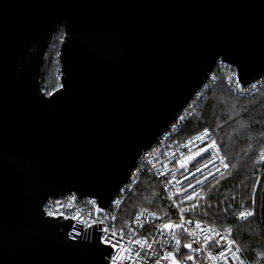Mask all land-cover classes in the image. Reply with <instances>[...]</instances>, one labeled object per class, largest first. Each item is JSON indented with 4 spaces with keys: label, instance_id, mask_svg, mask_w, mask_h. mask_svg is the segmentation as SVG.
<instances>
[{
    "label": "water",
    "instance_id": "water-1",
    "mask_svg": "<svg viewBox=\"0 0 264 264\" xmlns=\"http://www.w3.org/2000/svg\"><path fill=\"white\" fill-rule=\"evenodd\" d=\"M62 26L60 86H40ZM264 75V0H0V264H107L48 197L106 207L217 61ZM258 220L264 235V176Z\"/></svg>",
    "mask_w": 264,
    "mask_h": 264
},
{
    "label": "built area",
    "instance_id": "built-area-1",
    "mask_svg": "<svg viewBox=\"0 0 264 264\" xmlns=\"http://www.w3.org/2000/svg\"><path fill=\"white\" fill-rule=\"evenodd\" d=\"M217 72H222L225 75L226 84L231 88L233 93L237 95L253 94L259 87L264 85V75L243 84L239 81L236 69L233 65L225 61H217L204 82L194 92L191 99L184 104L181 110L170 121L166 129L155 138L154 142L147 149L141 152L128 177L118 186L105 208L101 207L98 200L92 196L78 197L74 193L48 197L44 201L43 210L46 215L60 217L62 219H71L70 226L66 232L68 239H89L94 231H98L100 241L110 247L107 264H112V257L120 252V246L127 247L132 253L131 260L121 261L120 264H155L156 260L161 258L165 252L175 251V240L172 239L169 231L162 230L160 225L169 222L174 224L181 223V213L179 211V208H182L181 202L187 200L186 197L191 195L194 191L198 193L206 182L221 175L226 170L224 165L227 164V162L218 147L213 130L207 128L208 135L202 140H193L192 143H189L190 138L197 136L205 129L192 134L183 141L174 139L180 127L192 114L197 100L204 95L206 88L213 82ZM253 85H255V87H253ZM182 116L185 117V119L181 120L180 117ZM213 142H215L216 148L211 147ZM201 149H207V151L196 156L194 160L187 161L185 167H180V161H186L188 156L195 155ZM262 151H264V147ZM221 158H224L223 163H221ZM204 164H207V167H202ZM198 167L201 168V171H196ZM142 171H147L157 181L174 208V215L166 218H159L151 208L139 206L130 219L117 223L116 219H113V217H116L123 198L138 181ZM257 173H264V163H258ZM198 180L202 181V183L198 184ZM190 185L192 187H190ZM117 201H120V203L117 204ZM143 209H147V212H143L141 215V223L144 226L139 227L136 222V217L141 214ZM245 210L254 211L251 208H246L242 211ZM49 212L53 214L49 215ZM239 212L233 215L235 223L246 221L236 218ZM148 213H154L155 215H149ZM74 216H78V218L74 219ZM253 216L248 217V219ZM183 217L184 221H192V223H185L184 227L196 232V235L195 237H191L180 228L173 229L177 238L181 241L180 250L176 253L177 259H183L187 255H193L194 261L185 260L184 264H212V261L207 259V253L211 251L215 255L221 249L215 246H210L208 248L202 247L205 234L196 229V221H201V226L203 228L212 227L221 231L222 234L225 228H221L199 218L187 216L185 212L183 213ZM105 229H107V231H105ZM120 230H122V232ZM113 233L117 234L113 235ZM121 236L123 238H121ZM145 238L147 239V243L151 245L150 248L145 246L141 249L136 244L128 243L130 240H142ZM229 238L233 239L232 236ZM187 243H192V247L198 249V251L190 252L188 249L184 248L183 245ZM224 246L225 245L222 243L221 247ZM136 252H140L139 257L135 255ZM235 255L240 258L243 264H264V253L254 259L244 257L241 251L235 253ZM240 261H237L230 255L228 264H240ZM161 264H169V262L161 259Z\"/></svg>",
    "mask_w": 264,
    "mask_h": 264
},
{
    "label": "trees",
    "instance_id": "trees-1",
    "mask_svg": "<svg viewBox=\"0 0 264 264\" xmlns=\"http://www.w3.org/2000/svg\"><path fill=\"white\" fill-rule=\"evenodd\" d=\"M63 37L64 28L60 26L53 33L43 56L40 86L46 95L60 86L58 56ZM207 128L214 131L228 167L200 188L198 198L183 200L181 206L186 209L187 216L221 228L231 227V236L242 255L254 259L264 253V235L258 220L259 186L264 173H257V161L264 147V85L253 94L237 95L226 84L225 75L217 72L174 139L183 141ZM193 205H196L194 209ZM139 206L151 208L159 218L174 215L171 203L147 171L140 173L138 181L126 193L116 214V222L130 219ZM246 208L253 209L254 216L235 223L234 213Z\"/></svg>",
    "mask_w": 264,
    "mask_h": 264
},
{
    "label": "snow or ice",
    "instance_id": "snow-or-ice-1",
    "mask_svg": "<svg viewBox=\"0 0 264 264\" xmlns=\"http://www.w3.org/2000/svg\"><path fill=\"white\" fill-rule=\"evenodd\" d=\"M253 87H255V85H253ZM49 95H51V93H49ZM181 120L185 119V117H180ZM208 135V130L205 129L203 132L199 133L197 136L190 138L189 143H192L193 140H202L204 139V137H206ZM212 148H216V144L215 142L212 143L211 145ZM207 151V149H201L199 152H197L195 155H190L187 157V160H182L180 161V167H185L187 161H191L194 160L196 158V156L200 155L202 152ZM224 162V158H221V163ZM258 163H264V151H262L260 153V158L257 161ZM225 168L228 167L227 164L224 165ZM202 167H207V164H204ZM196 171H201V168L198 167L196 169ZM211 174V173H210ZM206 179V178H205ZM197 183H202V181H197ZM260 182L258 181L257 184H259ZM190 187H192L190 185ZM186 191V190H185ZM199 194L197 192H193L191 195L187 196L186 198L188 200H192L195 197H197ZM120 201H117V204H119ZM254 203V200H253ZM196 207V205L192 206V209H194ZM209 207H211V205H209ZM192 209H188V210H192ZM179 211L181 213V223L179 224H174L172 222L169 223H165L160 225V228L162 230H168L170 235L172 236V239L175 240V251H169V252H165L164 255L161 258H158L155 262V264H161V259L168 261L169 264H184V261H194V256L193 255H187L186 257H184L183 259H177V255L176 253L179 252L180 247H181V241L179 238H177L175 232L173 231V229L175 228H180L182 229L184 232H186L189 236L191 237H195L196 232L189 230L188 228L184 227L185 223H192V221H184V217H183V213L186 211V209L184 208H179ZM143 212H147V209H143L140 215H137L136 217V222L137 225L139 227H143L144 225L141 223V215L143 214ZM52 212H49V215H52ZM149 215H155L154 213H148ZM207 213H205L206 215ZM254 215V211L252 210H245V211H241L238 213V215L236 216V218L238 220H247L248 217H251ZM74 219H77L78 216H74ZM113 219H115V217H113ZM196 229L199 230L201 233L205 234L204 235V241H203V248H208L210 246H215L217 248H220L221 250L217 253V254H213L211 251H209L207 253V259L212 261V264H228V260H229V256L231 255L232 258L236 259L237 261H240V258L238 256L235 255V253H238L240 251V248L238 245H236V241L233 239H230L229 237L232 234V228L231 227H227L224 229L223 234L221 233V231L212 228V227H208V228H203L201 226V221H196ZM105 231H107V229H105ZM122 232V230H120ZM117 233H113V235H116ZM121 238H123L121 236ZM129 244H136L138 245L141 249H143L145 246H148L149 248L151 247V245H149L147 243V239H134V240H130L128 241ZM222 243L225 245L224 247H221ZM184 248L188 249L190 252H196L198 251V249H194L192 247V243H187L183 245ZM135 255L137 257L140 256V252H136ZM132 259V253L131 251L125 247V246H120V252L117 253L116 256L112 257V264H120L121 261L124 260H131ZM240 264H243L242 261H240Z\"/></svg>",
    "mask_w": 264,
    "mask_h": 264
},
{
    "label": "rangeland",
    "instance_id": "rangeland-1",
    "mask_svg": "<svg viewBox=\"0 0 264 264\" xmlns=\"http://www.w3.org/2000/svg\"><path fill=\"white\" fill-rule=\"evenodd\" d=\"M200 192H198V194H199ZM199 196V195H198ZM198 196L197 197H195L194 199H192V200H186V201H193V200H195L196 198H198ZM182 208H184L183 206H182ZM185 209V208H184Z\"/></svg>",
    "mask_w": 264,
    "mask_h": 264
}]
</instances>
